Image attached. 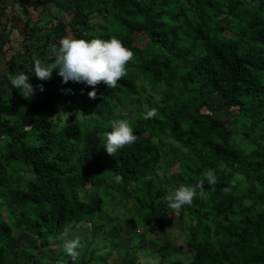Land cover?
Listing matches in <instances>:
<instances>
[{
  "label": "trees",
  "instance_id": "obj_1",
  "mask_svg": "<svg viewBox=\"0 0 264 264\" xmlns=\"http://www.w3.org/2000/svg\"><path fill=\"white\" fill-rule=\"evenodd\" d=\"M17 3L24 14L30 4L40 8V0ZM72 4L70 19L45 32L27 17L32 55L8 61L10 82L23 72L35 92L24 97L11 83L0 93V264L35 263L37 250L81 227L88 234L84 253L74 259L52 251L56 264H107L126 217L157 234V264H178L171 262L175 244L167 228L174 211L194 250L180 264H264V0ZM141 35L148 37L144 46ZM65 36L118 37L134 51L127 75L115 88L64 83L58 70L41 79L36 62L55 64ZM216 94L231 126L209 107ZM59 106L67 110L61 120ZM153 108L156 115L145 119ZM121 118L137 139L109 154L104 133ZM181 185L195 195L177 210L167 196ZM114 200L126 217L109 210ZM22 233L36 237V245L20 247ZM118 256L117 264H140L130 246Z\"/></svg>",
  "mask_w": 264,
  "mask_h": 264
},
{
  "label": "rangeland",
  "instance_id": "obj_2",
  "mask_svg": "<svg viewBox=\"0 0 264 264\" xmlns=\"http://www.w3.org/2000/svg\"><path fill=\"white\" fill-rule=\"evenodd\" d=\"M60 4L64 5V9L60 10V7L55 5L51 0H40V8L35 9L32 4H30L28 6L30 11L29 14H24L19 10L17 0H0V93L7 94L10 90L11 82L6 72L8 61L11 56L14 55L16 59L22 61L27 59L29 55H32L34 48L30 45L29 41L25 39L24 34L26 30L29 31L26 24L27 17H29L32 24L34 23L41 27L40 32H45V30L53 26L59 18L64 20L70 19L73 5L72 0H60ZM5 8L6 10L4 11ZM138 40L139 44L144 46L148 42V37L146 35H141ZM209 107L218 119L224 121L228 126L232 125L231 119L226 115L227 105L220 94L214 96ZM66 114L67 110L63 106H59L57 118L60 120L64 119ZM4 135V128L0 126V139H2ZM241 178L244 177L241 176ZM108 208L126 217V207L117 203L115 200L108 204ZM167 220L168 233L175 244L176 253V257L172 259L171 262L180 264L188 261L191 254L194 253V250L185 245V234L182 230L181 216L178 212L174 211L167 215ZM118 224L120 226L118 232L120 246L108 259L107 264H117L119 253L128 246L137 254L140 264H157L158 256L153 252V248L156 245L155 238L157 234L154 232L147 234V232L143 230V227H139V229L135 228L136 225L133 220L127 217L120 220ZM86 231V228L83 227L72 229L61 236L58 241L51 242L48 248L37 250V258L34 259L35 263L32 264H56V261L52 258V251L57 254H68L64 250V244L71 239H79L80 245L78 246L77 252L79 255L84 253L83 251L88 241V239H86V236H88ZM133 235H143V237L134 238ZM103 242L104 240L99 241L98 246ZM36 243V237L30 234L22 233L19 235L20 247H33ZM133 243L134 245L132 246ZM100 253H102V251ZM97 264H101V261L99 260Z\"/></svg>",
  "mask_w": 264,
  "mask_h": 264
},
{
  "label": "clouds",
  "instance_id": "obj_3",
  "mask_svg": "<svg viewBox=\"0 0 264 264\" xmlns=\"http://www.w3.org/2000/svg\"><path fill=\"white\" fill-rule=\"evenodd\" d=\"M56 56L57 61L51 66L41 65L37 61L35 74L41 79H50L53 76V71L58 70L64 83L72 80L95 86L103 81L110 88H115L120 78L127 75V65L133 59L134 51L115 36L109 39L65 36L59 42ZM11 83L13 89H18L24 97L31 98L35 92L30 77L23 72L16 73ZM40 90H44L43 84L40 85ZM89 95L96 96L95 87L92 88ZM155 115L156 109L153 108L145 112L144 117L147 119ZM104 135L106 140L103 147L109 154H115L125 145L133 144L138 134L127 119L121 118L114 121L111 130ZM209 177L214 183L216 177L211 172H209ZM116 179L119 180L120 177L117 176ZM194 195L193 187L181 185L167 196V200L172 208L178 210L184 205L191 204ZM79 245V239H71L65 242L64 250L75 259L78 255Z\"/></svg>",
  "mask_w": 264,
  "mask_h": 264
}]
</instances>
